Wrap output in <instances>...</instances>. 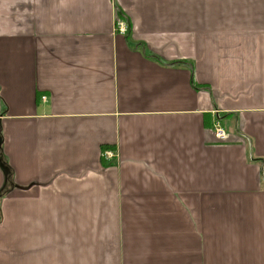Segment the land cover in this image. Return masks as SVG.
Listing matches in <instances>:
<instances>
[{
	"label": "crops",
	"instance_id": "0c3cea01",
	"mask_svg": "<svg viewBox=\"0 0 264 264\" xmlns=\"http://www.w3.org/2000/svg\"><path fill=\"white\" fill-rule=\"evenodd\" d=\"M0 264H264V0H0Z\"/></svg>",
	"mask_w": 264,
	"mask_h": 264
},
{
	"label": "built area",
	"instance_id": "2783aa9c",
	"mask_svg": "<svg viewBox=\"0 0 264 264\" xmlns=\"http://www.w3.org/2000/svg\"><path fill=\"white\" fill-rule=\"evenodd\" d=\"M115 28H116V31L121 35L126 34L128 31V26L125 24L123 20H120V19H116ZM41 100L45 101V97H41ZM212 129H213L215 138L218 141L225 142L227 140L226 133L224 132V129L220 125L219 121L214 122ZM102 158L106 161L114 160L116 159V153L114 151L107 150L103 152Z\"/></svg>",
	"mask_w": 264,
	"mask_h": 264
},
{
	"label": "trees",
	"instance_id": "16d2710c",
	"mask_svg": "<svg viewBox=\"0 0 264 264\" xmlns=\"http://www.w3.org/2000/svg\"><path fill=\"white\" fill-rule=\"evenodd\" d=\"M118 16H121L119 12H118ZM128 28H129V27H128ZM101 158H102V157H101ZM101 163H102V165H103V164L105 165L107 162L102 158V162H101ZM107 164H108V163H107Z\"/></svg>",
	"mask_w": 264,
	"mask_h": 264
}]
</instances>
